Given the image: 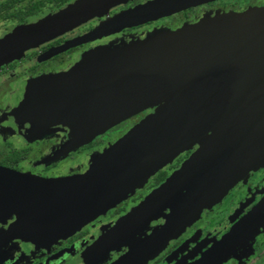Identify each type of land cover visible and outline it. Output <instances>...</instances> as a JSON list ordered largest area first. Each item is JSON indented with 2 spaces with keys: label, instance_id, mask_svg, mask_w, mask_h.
<instances>
[{
  "label": "flooded vegetation",
  "instance_id": "obj_1",
  "mask_svg": "<svg viewBox=\"0 0 264 264\" xmlns=\"http://www.w3.org/2000/svg\"><path fill=\"white\" fill-rule=\"evenodd\" d=\"M95 1L0 0V23L8 31L65 9L44 28ZM97 3L104 6L98 14L28 46L22 39L13 50L0 54V264H264V103L247 119L246 127L220 141L203 168L173 189L162 208L165 202L155 211H143L154 191L215 140L223 131L220 126L248 100L242 98L229 108L227 99L233 91L255 85L252 96L264 86V76L259 75L264 70V43L237 63L171 136L139 156L129 170L100 179L97 190L89 191L97 179L76 190L88 172L85 162L148 116L144 108L101 126L90 114L125 81L123 68L144 67L128 64L127 57L154 53V46L207 22L263 12L264 0ZM246 45L230 59L245 52ZM15 50L17 55L11 57ZM64 86L80 96L50 98L51 89ZM96 128L103 130L85 140ZM16 177L40 184L69 182L55 188L40 206L38 200L45 193L25 190V183L19 187ZM213 180L207 201L156 249L143 250ZM10 191L36 198L12 206L4 200Z\"/></svg>",
  "mask_w": 264,
  "mask_h": 264
},
{
  "label": "water",
  "instance_id": "obj_2",
  "mask_svg": "<svg viewBox=\"0 0 264 264\" xmlns=\"http://www.w3.org/2000/svg\"><path fill=\"white\" fill-rule=\"evenodd\" d=\"M97 1L81 4L60 23L37 29L25 39L29 41L31 37L35 36L36 38L32 43L34 44L56 32L75 26L93 14H98L104 6H101ZM263 31L264 11L251 12L249 15L240 18H229L228 20L198 25L183 34L166 40L163 45L154 46V53L128 56V64L138 63L143 64L144 67L139 70L123 68L122 79L125 81L115 86L111 94L91 108L92 118L98 120L101 126H108L123 116L157 101L173 90L180 88L183 84L194 82L176 93L153 114L136 125L132 132L83 176L79 181V187L76 186L78 187L76 190L99 177L128 166L142 154L162 144L199 105H202L205 96H209L216 88H219V84L235 68L237 63L254 49L262 46L264 35L254 37ZM244 45L248 49L230 59L234 52ZM133 73L137 74L131 76ZM263 103L264 86L257 88L249 101L247 100L242 105L232 120L220 126L223 131L215 140L205 146L203 145V149L189 159L183 168L176 171L167 182L154 191L147 204L144 205L145 209L142 210L155 211L158 206L165 202L160 207L162 208L173 196L171 195L167 199L173 189L188 174H192L193 171L205 164L204 162L208 160L213 150L226 135L236 128L246 127L247 119ZM261 126L263 127V125ZM215 182L216 180H213L206 187L204 186L190 200L189 205L174 215L172 220L154 234L143 247V250L149 252L156 249L181 225L184 219L190 218L196 209L198 210L207 201ZM34 198H36L34 195L27 192L10 191L9 198H4V200H9L13 206Z\"/></svg>",
  "mask_w": 264,
  "mask_h": 264
},
{
  "label": "rangeland",
  "instance_id": "obj_3",
  "mask_svg": "<svg viewBox=\"0 0 264 264\" xmlns=\"http://www.w3.org/2000/svg\"><path fill=\"white\" fill-rule=\"evenodd\" d=\"M64 10L59 11V12L54 13V14H50V15L46 16L45 18H42L36 22L31 23L30 25L14 26L8 31L6 30L5 23H0V54H2V51L5 52V50H11L12 48H15L16 45L22 39L29 37L37 29H40V27L46 25L49 21L54 19L57 15H60ZM16 53H18V52H16V50L13 51V53L11 54L12 55L11 57H14L15 55H17ZM2 60H3V57H0V61H2ZM259 75L262 78L264 76V70L259 72ZM56 81H58V79H56ZM254 86L255 85H247L246 84V87L242 86V87H240V89L238 88V90H234L232 95L230 96V98L227 99V103H228L229 108H231L235 104H237L238 101H240L242 98L247 97V99L249 100L252 97V96H250V92H251L252 88H254ZM74 88H77V87L74 86ZM180 88H182V86ZM50 91L52 92V94H50V98H53L54 100H63L65 98L69 99V97L80 96V93L77 94L76 91L72 87H69V86H67V87L64 86L63 88H59V90H57L54 87V89H51ZM178 92H180L179 88L173 90L172 92L166 94L165 96L158 99L157 101L152 102L148 106L144 107L147 110L148 116L153 114L159 107H161V105H163L165 102H167L169 99H171ZM144 108H141V109H144ZM141 121L142 120H139L138 122H136V125H138ZM135 126L132 129H130L126 134H124L122 137L117 138V140L114 143L107 145V147L102 151L103 153H101V155H99V153H98L94 156H91L89 158V160L87 162H85V163H88V170L87 171H89L92 167H94L96 164H98L105 157V155H107L116 145H118V143L122 139H124L130 132H132V130L135 128ZM101 130H103V129L102 128L101 129L100 128L92 129L89 132V134L85 135V140L92 138L94 134L100 132ZM80 137H82V135L81 136L79 135L78 138H80ZM116 137H118V135L116 136L114 134L113 138L115 139ZM166 157H168V155ZM132 165H133V162L131 164H129L128 166H125L122 169H119V170H117L111 174L99 177L96 180V182H94L93 185L90 186L89 191L93 190V189L97 190L98 186H96V185L100 182V179H105V178L117 176V175H119L120 171H125V170L127 171L130 169V167ZM15 181L18 185H20L19 187H21V185L23 183H25V187H23V188H25V190H28V191L34 192V193L35 192L45 193L44 194L45 196L42 195V197L38 200V202H41L40 206H45L48 199H50L52 197V193L55 191V188H57V189L62 188V186H64L66 184V182H69V179L50 180V181L44 182L43 184L35 182L33 179H29L27 177H16ZM47 192L50 193L49 196H47ZM218 261H219V259L217 260V262ZM213 264H216V263L214 262Z\"/></svg>",
  "mask_w": 264,
  "mask_h": 264
},
{
  "label": "bare ground",
  "instance_id": "obj_4",
  "mask_svg": "<svg viewBox=\"0 0 264 264\" xmlns=\"http://www.w3.org/2000/svg\"><path fill=\"white\" fill-rule=\"evenodd\" d=\"M35 38H36V37L33 36V37H31V38L29 39V41H27L26 39H24V44H23V45L26 46V45H28V43L32 44Z\"/></svg>",
  "mask_w": 264,
  "mask_h": 264
}]
</instances>
